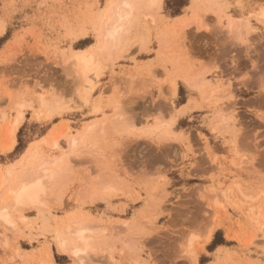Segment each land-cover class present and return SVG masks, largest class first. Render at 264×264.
I'll return each mask as SVG.
<instances>
[{
    "label": "rangeland",
    "instance_id": "rangeland-1",
    "mask_svg": "<svg viewBox=\"0 0 264 264\" xmlns=\"http://www.w3.org/2000/svg\"><path fill=\"white\" fill-rule=\"evenodd\" d=\"M181 2L0 0V146L22 116L0 208L15 174L57 173L0 217V264H264V0ZM82 233L80 261L56 251Z\"/></svg>",
    "mask_w": 264,
    "mask_h": 264
},
{
    "label": "bare ground",
    "instance_id": "bare-ground-1",
    "mask_svg": "<svg viewBox=\"0 0 264 264\" xmlns=\"http://www.w3.org/2000/svg\"><path fill=\"white\" fill-rule=\"evenodd\" d=\"M153 1L156 2L159 0H153ZM261 15H262V17H259L257 15L256 16H257V18H260V20L262 18V22H263L264 21V12H262ZM233 22H234V24L236 23L235 20L230 18L229 23H228L229 29L231 28V26L234 25ZM238 24H240V22ZM243 24L245 25V27L246 26L249 27L248 23L246 21H244L241 25H243ZM2 30H3V28L0 26V32ZM120 30H121V27H120ZM115 32H116V29H114V28L107 29L106 32L104 33V36L102 37L103 43H106V41L108 39H111L112 37H114ZM116 39H115V41H116V46H115L116 52L119 53V51L120 50L122 51V48L125 47L126 42L124 41L125 38L121 39L122 41H117L119 38L117 40ZM140 46H142V45H140ZM87 53H88L87 50H76V51L72 52V54H70V56H68V59H67V60L72 61L73 66H74V70L76 73L75 77L76 76L78 77V81H83L84 79H86L85 78L86 73L91 69L92 59H91L89 54L86 55ZM81 92H82V96H80V99L84 100V97H85L84 91H81ZM177 112H179V113L183 112V109H180ZM46 116L49 117L48 114ZM114 116L115 115H113V117ZM21 117H22L21 114L16 115L15 118L13 119L12 124H10L11 128L9 127V129H10L9 135H10L11 139H10L9 143L7 142V144L0 146L1 151L8 150L12 147L13 142H14V138H13L14 131H15L19 121L21 120L20 119ZM173 122H174V120H171V122H169L167 125L166 124L162 125V127L160 125H151V126L148 125L147 130H144V134L147 135L149 133H152L154 130H157L159 127H161L160 134L157 136L159 138H169V137H171V134H173L169 128ZM109 124H108V126H109ZM178 135H181V134H178ZM177 137H179V136H177ZM41 139H43V138H41ZM56 174L57 173H55L53 170H49L47 167H44V166L38 167V169L35 172H32V169L30 168L22 175H18V173L15 174L13 176L12 180L6 185V189L4 191L3 198H1L4 206H2L0 208V217L3 218L4 220L7 218L9 205H13L17 209L18 208H21V209H37V208H39V209H41L40 208L41 206L38 207L39 206L38 204L41 203L40 198H41V196H43V194H42L43 190L45 189V186L48 187V185H47L48 181L50 179H54ZM0 181H1V179H0ZM45 181H47L46 182L47 184L44 183ZM18 210H20V209H18ZM40 211H42V210H40ZM38 212H39V210H38ZM79 237H80V239H79L78 246L72 247V246H70L68 239H66L64 236H61V234H57L55 237V243H54L55 247H56V251L59 253H65V254L69 255L70 257H73L74 259L78 258L77 256L79 255V253H81V252L83 253L84 251L88 250V248H90V241L88 240V237L83 233L81 235H79ZM209 237H210V233L206 236L205 241H207L209 239ZM79 259L80 258H78L77 260H79ZM189 260L191 262L195 261V260H193V258H191V256H190ZM50 261H52V259ZM48 262L49 261H47V263ZM48 264H53V263L49 262ZM192 264H194V263H192Z\"/></svg>",
    "mask_w": 264,
    "mask_h": 264
},
{
    "label": "crops",
    "instance_id": "crops-1",
    "mask_svg": "<svg viewBox=\"0 0 264 264\" xmlns=\"http://www.w3.org/2000/svg\"><path fill=\"white\" fill-rule=\"evenodd\" d=\"M232 19H234V18H232ZM235 20V24H234V22H233V26H231L232 27V30L234 31V33H236V34H243L244 32H245V30H246V27H245V23L243 24V25H241L246 19H244V18H241V19H234ZM240 22V24H238V23ZM190 79H192V78H190ZM190 89H193V88H191V87H189ZM194 90V89H193ZM196 94V93H195ZM192 102V101H191ZM153 123H155V122H153ZM171 129V131L173 132V134H178V132H176L175 130H172V128H170ZM156 133H158L157 131H156ZM156 133H154V136L156 137V138H158L157 136H156ZM159 139V138H158ZM160 139H162V138H160ZM169 139H171V137L169 138ZM168 138L167 139H165V140H169Z\"/></svg>",
    "mask_w": 264,
    "mask_h": 264
},
{
    "label": "trees",
    "instance_id": "trees-1",
    "mask_svg": "<svg viewBox=\"0 0 264 264\" xmlns=\"http://www.w3.org/2000/svg\"><path fill=\"white\" fill-rule=\"evenodd\" d=\"M173 1H174V2H178V3H182L181 0H173ZM173 13H175V14L178 13V10H177V11H174ZM2 39H3V38L0 39V45H1V43H2ZM18 146H19V145L16 146V150H17Z\"/></svg>",
    "mask_w": 264,
    "mask_h": 264
}]
</instances>
